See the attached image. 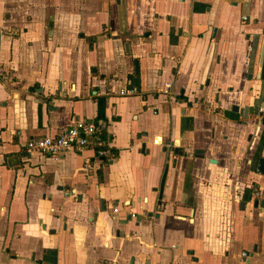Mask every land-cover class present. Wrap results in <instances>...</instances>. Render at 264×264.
<instances>
[{
  "label": "crops",
  "instance_id": "obj_1",
  "mask_svg": "<svg viewBox=\"0 0 264 264\" xmlns=\"http://www.w3.org/2000/svg\"><path fill=\"white\" fill-rule=\"evenodd\" d=\"M253 105L264 0H0V264H264Z\"/></svg>",
  "mask_w": 264,
  "mask_h": 264
},
{
  "label": "built area",
  "instance_id": "obj_2",
  "mask_svg": "<svg viewBox=\"0 0 264 264\" xmlns=\"http://www.w3.org/2000/svg\"><path fill=\"white\" fill-rule=\"evenodd\" d=\"M170 88L171 85L166 84L165 92L169 93ZM138 92L139 90L135 87L120 90L121 95H131ZM95 133L96 126L93 122L75 123L55 135L28 138L22 143V149L28 155L39 153L49 156H56L69 150L83 151L89 146ZM106 152L107 150L98 148L96 157H103ZM134 215L131 213V216Z\"/></svg>",
  "mask_w": 264,
  "mask_h": 264
},
{
  "label": "water",
  "instance_id": "obj_3",
  "mask_svg": "<svg viewBox=\"0 0 264 264\" xmlns=\"http://www.w3.org/2000/svg\"><path fill=\"white\" fill-rule=\"evenodd\" d=\"M254 106V105H253ZM252 108H254V111H251L250 110V107H246L245 109H244V112H242V116H243V118H247V116L249 115V114H257L260 118H261V121H262V123H263V121H264V115H263V110H259V106L258 105H255L254 107H252ZM141 147L142 148H145V143H142V145H141ZM195 152H197V153H201V154H203V150L202 149H197V150H195ZM212 162H215V160H212ZM254 170H255V172H257V173H259V174H263L264 175V156H259L258 158H257V160H256V163H255V167H254ZM261 206H264V200H262L261 201V204H260ZM257 206V202L255 203V207ZM243 253H242V255L246 258V257H248L249 255H250V253L249 252H247L246 250H244V251H242Z\"/></svg>",
  "mask_w": 264,
  "mask_h": 264
},
{
  "label": "flooded vegetation",
  "instance_id": "obj_4",
  "mask_svg": "<svg viewBox=\"0 0 264 264\" xmlns=\"http://www.w3.org/2000/svg\"><path fill=\"white\" fill-rule=\"evenodd\" d=\"M248 183L251 186V194L253 195V205L255 207V203L257 202V206L256 207H260L264 209V206H261V201L264 200V191H262L261 189H259L257 182H255V180L253 179H249Z\"/></svg>",
  "mask_w": 264,
  "mask_h": 264
},
{
  "label": "trees",
  "instance_id": "obj_5",
  "mask_svg": "<svg viewBox=\"0 0 264 264\" xmlns=\"http://www.w3.org/2000/svg\"><path fill=\"white\" fill-rule=\"evenodd\" d=\"M104 147H105V146H100V148H104ZM97 148H99V147H95L94 152L97 151ZM93 157H96V153L93 154ZM98 158H102V157H98Z\"/></svg>",
  "mask_w": 264,
  "mask_h": 264
}]
</instances>
